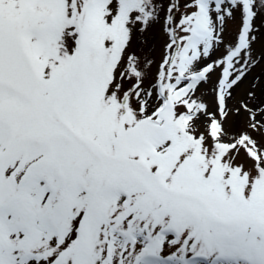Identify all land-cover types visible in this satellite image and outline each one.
I'll list each match as a JSON object with an SVG mask.
<instances>
[{
    "label": "snow or ice",
    "instance_id": "obj_1",
    "mask_svg": "<svg viewBox=\"0 0 264 264\" xmlns=\"http://www.w3.org/2000/svg\"><path fill=\"white\" fill-rule=\"evenodd\" d=\"M259 66L264 0H0V264H264Z\"/></svg>",
    "mask_w": 264,
    "mask_h": 264
},
{
    "label": "rangeland",
    "instance_id": "obj_2",
    "mask_svg": "<svg viewBox=\"0 0 264 264\" xmlns=\"http://www.w3.org/2000/svg\"><path fill=\"white\" fill-rule=\"evenodd\" d=\"M227 27H228L229 31H232V30H234L235 25L232 23H229ZM162 42H163V37L157 36V40H156L157 51L155 53L157 60L159 59L160 53L162 51V49L160 48V45L162 44ZM256 48H257V50H260L261 44H257ZM262 72H264V66L257 67V69H255V71L248 76L247 80L244 81V83L240 86V88L237 89V93H240L241 90H243L252 81L254 76L260 75ZM242 123H243V120L241 119V124Z\"/></svg>",
    "mask_w": 264,
    "mask_h": 264
}]
</instances>
